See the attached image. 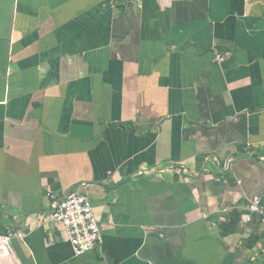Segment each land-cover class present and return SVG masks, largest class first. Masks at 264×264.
<instances>
[{
  "label": "crops",
  "instance_id": "1",
  "mask_svg": "<svg viewBox=\"0 0 264 264\" xmlns=\"http://www.w3.org/2000/svg\"><path fill=\"white\" fill-rule=\"evenodd\" d=\"M260 157L264 0H0V264H264ZM75 188L81 256L39 223Z\"/></svg>",
  "mask_w": 264,
  "mask_h": 264
},
{
  "label": "built area",
  "instance_id": "2",
  "mask_svg": "<svg viewBox=\"0 0 264 264\" xmlns=\"http://www.w3.org/2000/svg\"><path fill=\"white\" fill-rule=\"evenodd\" d=\"M224 59L225 56L218 54L219 62ZM260 158L264 159V157ZM47 194L52 200V211L47 217L40 219L39 223L43 227L47 224H60L71 241L76 256L94 250L103 243L101 223L96 217L92 199L86 191L75 188L63 197H57L50 191ZM247 208L252 212H259L264 220V206L260 195H255ZM14 235V231H11L7 236L0 235L2 247L7 246V241Z\"/></svg>",
  "mask_w": 264,
  "mask_h": 264
},
{
  "label": "trees",
  "instance_id": "3",
  "mask_svg": "<svg viewBox=\"0 0 264 264\" xmlns=\"http://www.w3.org/2000/svg\"><path fill=\"white\" fill-rule=\"evenodd\" d=\"M242 217V212L240 210H234L231 213V216L228 220L220 223L219 228L221 235L226 237L233 233H235L238 230L239 222Z\"/></svg>",
  "mask_w": 264,
  "mask_h": 264
}]
</instances>
